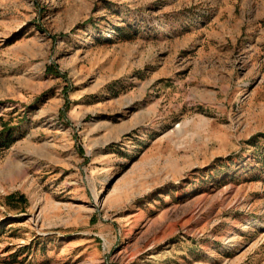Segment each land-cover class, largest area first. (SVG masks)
<instances>
[{"label":"rangeland","instance_id":"374dc122","mask_svg":"<svg viewBox=\"0 0 264 264\" xmlns=\"http://www.w3.org/2000/svg\"><path fill=\"white\" fill-rule=\"evenodd\" d=\"M0 264H264V0H0Z\"/></svg>","mask_w":264,"mask_h":264}]
</instances>
